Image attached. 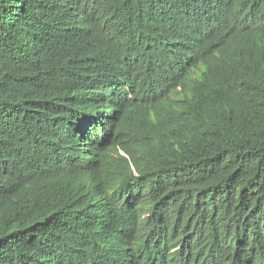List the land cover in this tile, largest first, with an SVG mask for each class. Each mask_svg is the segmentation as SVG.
I'll list each match as a JSON object with an SVG mask.
<instances>
[{"label":"trees","instance_id":"1","mask_svg":"<svg viewBox=\"0 0 264 264\" xmlns=\"http://www.w3.org/2000/svg\"><path fill=\"white\" fill-rule=\"evenodd\" d=\"M0 264H264V0H0Z\"/></svg>","mask_w":264,"mask_h":264}]
</instances>
